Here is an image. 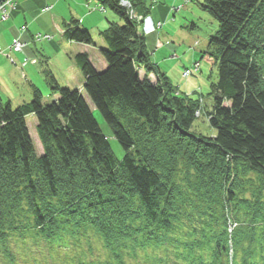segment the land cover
<instances>
[{
  "label": "trees",
  "instance_id": "trees-1",
  "mask_svg": "<svg viewBox=\"0 0 264 264\" xmlns=\"http://www.w3.org/2000/svg\"><path fill=\"white\" fill-rule=\"evenodd\" d=\"M118 3H100L125 22L100 33L106 69L97 72L87 54L74 58L81 92L48 72L57 99L44 102L34 86L16 108L0 97V258L16 264L12 237L43 240L50 250L70 249V238L75 252L96 239L107 259L82 254L65 264H125L126 250L134 259L149 252V264H264V0L199 3L218 25L207 51L217 71L210 111L199 104L202 92L181 94L151 61ZM63 28L67 41L94 46L77 21ZM201 117L211 136L193 129Z\"/></svg>",
  "mask_w": 264,
  "mask_h": 264
},
{
  "label": "rangeland",
  "instance_id": "rangeland-1",
  "mask_svg": "<svg viewBox=\"0 0 264 264\" xmlns=\"http://www.w3.org/2000/svg\"><path fill=\"white\" fill-rule=\"evenodd\" d=\"M91 8H86L88 0H29L19 4V9L13 15V19L7 23L0 22V49L8 52L9 44L17 34V28L25 24L28 27L29 35L50 34L54 38L50 41H41L35 46L29 44L27 56H36L39 64L29 66L21 71L13 66L6 59L0 57V97L9 101L13 107L32 99V86L37 88L44 99V102H51L57 96H50L46 83L45 74L53 75L57 83L62 87L73 90L83 89L84 77L75 63L77 54H87L90 63L97 72L106 69L100 50L105 48V42L100 36L102 31L109 27V22L123 25L124 20L110 8L100 3L102 0H91ZM120 1V0H119ZM129 1L132 8L130 20L128 11L122 7L128 21L138 26L139 32L143 34L147 52L150 59L159 69L166 74L173 86H176L181 94H190L193 91L202 92L205 105L203 109L211 110L212 99L207 98L210 85L217 80L216 67L212 57L208 54V41L218 28L216 21L206 12L199 8L202 0H122ZM53 5L51 14L41 15V8ZM95 8V10H93ZM104 11H100V9ZM143 17L138 21V17ZM71 21H77L78 25L89 31L94 46L67 41L64 35V24L70 25ZM160 24L158 27L157 25ZM13 58L20 64L24 56L13 55ZM200 63L198 72L193 77H185L184 71L193 69L194 65ZM185 67V68H184ZM201 72V73H200ZM24 74V78L22 77ZM144 73L140 70V76ZM150 81L154 82L155 77L150 75ZM197 96V95H196ZM51 99V100H50ZM93 111V106L87 100ZM95 116V115H94ZM100 129L112 148L118 161H121L124 153L118 143L112 137L109 128L105 125L98 114L95 116ZM27 127L30 137L35 146L37 157L42 156L43 150L36 134V120L28 117ZM193 129L206 136H211L213 130L206 119L196 118ZM234 225V224H233ZM231 228V227H230ZM68 250H50L49 245L43 240H20L10 238L8 250L15 259L16 264H65V258L76 261L84 254V260L102 261L107 259V253L96 239H91V245L83 239L80 242L81 251L73 248L72 239ZM92 251L87 252L90 248ZM66 252V253H65ZM124 254V252H123ZM131 250L125 251L123 260L125 264H149L152 262L149 252H137L132 256ZM1 259V258H0ZM0 264H7L5 258Z\"/></svg>",
  "mask_w": 264,
  "mask_h": 264
},
{
  "label": "built area",
  "instance_id": "built-area-1",
  "mask_svg": "<svg viewBox=\"0 0 264 264\" xmlns=\"http://www.w3.org/2000/svg\"><path fill=\"white\" fill-rule=\"evenodd\" d=\"M29 0H5L3 3L0 4V20L1 21H6L10 15L17 10V8H19V4L22 2H26ZM57 1H61V0H57ZM155 1V0H154ZM91 3H93L91 0H88V3L85 5L86 8H91L90 5ZM118 5L124 9H126L128 11V15L130 20L133 19L132 17V8H131V3L129 1H122L120 0ZM52 9V7L46 6L43 10L42 13H46L49 12ZM95 10V8L93 9ZM100 11H104V9H100ZM138 22L142 21L143 17H138ZM160 24L157 25V27ZM21 27V26H20ZM19 27V28H20ZM52 39L51 36L49 35H35L32 37V39L28 38L25 32V27H21L19 29V37L12 41L13 47L12 45L9 46L8 48V52L9 50L16 53V54H21L24 56L23 60L20 62L19 67L21 70H24L26 68H28L29 66H36L39 64V59L36 56H27V51H28V46L30 44L31 41H34L35 43H39L41 41H50ZM31 45V44H30ZM0 57L6 59L9 63H12V60L10 59L8 54H4L2 52H0ZM198 66H200L199 63L195 64L193 69L190 68L189 70H185L184 71V76L185 77H191L192 75H194L196 72H198ZM22 77L24 78V74H22ZM203 99L200 98L199 99V104L203 105ZM195 116L198 118L200 116V112H196Z\"/></svg>",
  "mask_w": 264,
  "mask_h": 264
},
{
  "label": "bare ground",
  "instance_id": "bare-ground-1",
  "mask_svg": "<svg viewBox=\"0 0 264 264\" xmlns=\"http://www.w3.org/2000/svg\"><path fill=\"white\" fill-rule=\"evenodd\" d=\"M49 7H52V9H51L49 12H46V13H42V10L45 8V7H42L41 10H40L41 15L51 14V12L53 11V5H50ZM18 9H19V8H17V10L14 11L6 21H1V20H0V22H1V23H7V22H9L10 20H12V19H13V15L16 14V13L18 12ZM123 12H124V11H123ZM124 14H125V13H124ZM139 16L142 17L141 15H139ZM22 26L25 27V32H26L27 37L30 38V39H32V37L35 36V35H29V34H28V27H27L25 24H23ZM22 26H21V27H22ZM21 27H20V28H21ZM20 28H19V27L17 28V34L15 35V37H13V39L11 40L9 46L12 45V47H13L12 41L16 40V39L19 37V29H20ZM36 35H43V34L37 33ZM44 35H49V36L52 37V39L54 38V36H53V35H50V34H44ZM30 43H31L33 46H35V45L37 44V43H35L34 41H31ZM39 43H40V42H39ZM0 52H2V53H4V54H8L9 57H10V59L12 60V63H11V64H12L13 66L17 65L16 67H17L18 69H20L19 64H17V62H16L15 59L13 58V55H16V53H14V52H12V51H10V50H9V52H5V51H2L1 49H0ZM28 52H29V50L27 51V53H28ZM20 70H21V69H20ZM21 71H23V70H21ZM200 93H201V91H200ZM202 104L205 105V100H204V99H203V103H202ZM93 114H94L95 116H96V114H98L94 107H93ZM98 117H100L99 114H98Z\"/></svg>",
  "mask_w": 264,
  "mask_h": 264
},
{
  "label": "water",
  "instance_id": "water-1",
  "mask_svg": "<svg viewBox=\"0 0 264 264\" xmlns=\"http://www.w3.org/2000/svg\"><path fill=\"white\" fill-rule=\"evenodd\" d=\"M5 0H0V4L3 3Z\"/></svg>",
  "mask_w": 264,
  "mask_h": 264
}]
</instances>
